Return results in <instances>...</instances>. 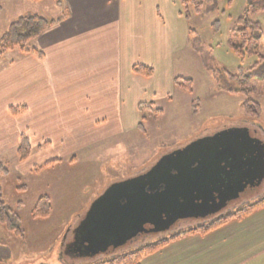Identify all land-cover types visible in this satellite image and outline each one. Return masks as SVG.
<instances>
[{
  "label": "rangeland",
  "instance_id": "obj_1",
  "mask_svg": "<svg viewBox=\"0 0 264 264\" xmlns=\"http://www.w3.org/2000/svg\"><path fill=\"white\" fill-rule=\"evenodd\" d=\"M53 3L54 0H43L42 13L52 16ZM151 3L163 11L164 25L159 30L148 20V30L138 24L132 32L121 33L122 42L128 44L124 49L119 47L122 60L119 69L124 77L127 75V62H141L152 66L154 74L145 81H139L136 88L129 90L130 84L123 88L120 108H117L120 123L114 130L115 134L100 138L99 143L83 146L75 158L65 154L48 167L36 165V169L27 170L26 166L38 164L36 160L41 153L30 142L32 151L29 159L19 161L15 151L0 159L1 166L7 168V171L0 168L1 198L12 208L22 204L20 225L25 229L24 235L17 237L0 225V264L99 262L105 255L82 256L72 248V244L76 241L78 224L92 202L109 185L143 173L162 156L226 129L247 128L252 137L264 144V96L256 97L261 104V113L258 116L247 115L241 107L240 96L215 87L199 55L192 51L187 33L188 26L197 31L204 48L210 52L207 61L212 68L234 70L238 66H248L256 57L241 59L229 48L226 40L233 20L249 5L257 9L252 18L259 21L264 30V0H231L230 3L218 0L217 11L203 17L193 14L189 22L178 14L177 0H140V7L145 9ZM34 9V5L26 3L0 2V35L12 21ZM215 19L220 23L217 30L211 26ZM109 40L106 38L107 44ZM260 45L264 49V35ZM28 46H33V40ZM21 54L18 48L6 51L0 58V68L17 62ZM175 76L191 78L192 92L187 93L174 85ZM195 99L199 104L197 113L193 114L191 103ZM135 101L152 104L149 108L142 107V112H139ZM153 109L161 111L157 113ZM139 122L141 129L136 127ZM88 132L92 140L109 133V130L98 128ZM23 135L29 140L26 134ZM70 147L68 145L67 148ZM43 195L49 196L51 214L47 218H32L31 210ZM262 196L264 179L251 193L230 201L212 216L234 211ZM205 219L193 216L179 219L165 230L141 234L118 246L115 252L134 250L174 231L193 227Z\"/></svg>",
  "mask_w": 264,
  "mask_h": 264
},
{
  "label": "crops",
  "instance_id": "obj_2",
  "mask_svg": "<svg viewBox=\"0 0 264 264\" xmlns=\"http://www.w3.org/2000/svg\"><path fill=\"white\" fill-rule=\"evenodd\" d=\"M27 1L0 0L36 7L25 15L62 16L33 40L42 57L20 50L17 62L0 68V159L15 151L26 134L31 146L46 143L38 150V164L26 166L32 170L52 166L65 154L75 158L83 146L115 134L123 88L130 84L131 90L150 78L132 70L134 64L150 65L132 61L122 76L119 47L128 43L120 34L138 24L148 30V20L161 30L165 20L157 5L143 9L140 0H54L49 17L41 11L43 0ZM134 104L138 108L139 103ZM21 105L23 113L11 114V107ZM98 128H108L109 133L91 140L88 131ZM141 264H264V207L207 234L172 241Z\"/></svg>",
  "mask_w": 264,
  "mask_h": 264
},
{
  "label": "water",
  "instance_id": "obj_3",
  "mask_svg": "<svg viewBox=\"0 0 264 264\" xmlns=\"http://www.w3.org/2000/svg\"><path fill=\"white\" fill-rule=\"evenodd\" d=\"M264 179V144L230 128L166 154L148 170L109 185L90 205L72 248L110 252L182 218H211Z\"/></svg>",
  "mask_w": 264,
  "mask_h": 264
},
{
  "label": "trees",
  "instance_id": "obj_4",
  "mask_svg": "<svg viewBox=\"0 0 264 264\" xmlns=\"http://www.w3.org/2000/svg\"><path fill=\"white\" fill-rule=\"evenodd\" d=\"M179 4V14L183 16L186 22H189L193 14L205 16L208 13L218 10V0H177ZM228 3L231 0H227ZM264 10V7L262 8ZM257 9L251 5L246 6L243 12L238 15L232 22L229 35L226 43L229 48L238 55L241 59L248 56H255L256 60L248 66H238L234 70L227 68H212L207 61L209 59V51L203 46L202 40L197 31L188 26L187 33L190 38V46L194 53L199 55L202 65L207 70L215 83V87L223 92L237 95L241 97V107L243 111L250 116H258L261 113V104L256 99L257 96H264V49L261 48L260 41L264 35V30L261 23L254 20ZM62 18L46 19L39 14H30L19 16L12 21L7 29L0 35V58L8 50L18 48L22 52L34 54L37 57H42V52L34 46H28L30 41L36 39L50 25ZM219 20L215 19L211 26L214 30L219 29ZM134 73L141 74L145 77H151L154 74V69L151 66L143 64H134L132 66ZM173 84L184 90L187 93L192 92V79L182 76H175ZM151 103H139L138 110L142 112V107L149 108ZM198 99L191 103V111L197 113ZM25 106L11 107L10 112L13 115L21 114L25 111ZM154 110V109H153ZM159 113L160 109H155ZM144 116H141L143 119ZM141 123H138V129H141ZM44 145H40L37 149L41 150ZM31 147L29 140L25 135H21L16 146V155L19 161H25L31 155ZM48 162L47 164H50ZM0 168L7 171L0 164ZM36 169V167L34 166ZM264 207V196L258 198L254 202L247 203L238 207L234 211L219 214L215 217L206 219L201 223L182 230H177L170 233L166 237H160L155 242L147 243L137 247L134 250L126 252H115L113 249L110 252H103L93 255H105V258L94 264H141L142 260L157 251L170 242L178 240L182 237L200 234L204 235L208 232L217 229L225 223L232 220H241L253 212ZM22 204L18 203L14 208L8 206L1 198L0 191V225L11 234L19 237L24 235L25 229L20 225L19 212ZM51 214V205L48 195L40 196L35 206L31 210L32 218H47ZM138 237V236H137Z\"/></svg>",
  "mask_w": 264,
  "mask_h": 264
}]
</instances>
